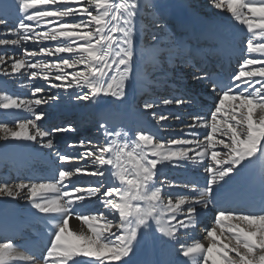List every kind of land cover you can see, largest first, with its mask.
Segmentation results:
<instances>
[{
    "label": "snow or ice",
    "instance_id": "6c2138e0",
    "mask_svg": "<svg viewBox=\"0 0 264 264\" xmlns=\"http://www.w3.org/2000/svg\"><path fill=\"white\" fill-rule=\"evenodd\" d=\"M211 4L247 35L238 66L227 78L193 75L215 95L209 111L191 115L184 126L188 131L168 140L143 130L129 138V132H118L102 120L103 143L81 140L68 145L79 149L76 155L57 153L61 165L84 161L83 166L61 167L49 180L0 183V197L27 200L48 226V243L39 257L5 240L0 242V264H132L131 257L153 232L172 243L185 258L182 264H264V200L253 211L229 204L223 195L257 161L264 168V0ZM145 8L142 0H12L0 5V26L9 23L13 9L16 13L15 27L8 29L14 38H0V46L20 49V54H0V66L10 62L11 67L0 74L41 79L48 88L86 89L77 96L80 100L111 97L123 102L141 59L137 25ZM151 40V48L161 52L159 38L152 35ZM29 41L56 43L24 47ZM41 56L57 59H35ZM45 92L33 87L31 98L0 93V109L30 114L11 124L0 122V141L38 143L53 150L55 134L75 131L41 125L42 106L59 99ZM161 103L180 107L192 101L175 96ZM156 107L155 102L143 104L162 127L164 121L181 119L157 114L152 111ZM185 162L203 166L204 187L184 184L194 196L165 193L160 168ZM78 176L98 179L80 185L73 180ZM207 211L214 213L212 224L203 229L207 243L182 242L181 236L196 228ZM73 219L82 225L79 230L70 226Z\"/></svg>",
    "mask_w": 264,
    "mask_h": 264
},
{
    "label": "bare ground",
    "instance_id": "6f19581e",
    "mask_svg": "<svg viewBox=\"0 0 264 264\" xmlns=\"http://www.w3.org/2000/svg\"><path fill=\"white\" fill-rule=\"evenodd\" d=\"M11 2L12 0H0V5ZM142 2L146 4V8L142 11L141 20L137 25L139 33L137 38L138 54L141 59L139 60L135 71L136 80L134 83L130 82L131 86L128 88L130 89L128 94L133 95L126 97L127 103L123 106L125 110L124 117L128 122L127 128L130 129L131 132L143 130L151 132L159 139L168 140L173 137L181 136L188 131L184 126L190 121L191 115L196 114V108L198 107L197 99L207 100L208 102H213L215 99V95L210 93V90L204 82L195 81L192 78L196 73L192 72L191 69H194V67L187 61L188 56L183 47L187 43V38L189 37L188 31L184 29L187 28L183 22L184 19L192 20L193 22H196L197 25L207 26V28L208 26L212 27L214 24H217L216 20L220 19L224 20L226 18L230 22L235 21L229 19L227 13L216 10L211 4V0H142ZM188 6H190L193 11L202 13L208 20L204 17H192V13ZM155 7H163L165 11H168V15L164 20L158 21L157 17H161V15H155V13L154 15H151L147 10L152 9V11H155L153 10ZM172 12L179 17L171 16ZM186 12L188 13L186 14ZM14 14L15 11L13 10V16L9 18V23L6 26H0V38H14V36L8 32V29L15 27ZM178 20L183 22L184 25ZM180 28H183L184 30H181ZM199 32L200 31L196 32V34L198 35ZM152 35H156L159 38L162 48L161 52H156L151 48V44L153 43L151 40ZM204 40L207 43L206 38ZM54 43L56 42H44L43 45H37L29 41L24 47L36 48L38 46H48ZM5 52L8 54L14 52L20 54V49L14 46H0V54H4ZM231 53H234L233 48H231ZM231 53H228V55H231ZM35 59L54 60L57 58L41 56L36 57ZM3 70L11 71L10 62L9 64L0 66V72ZM172 78H176L185 85H188V87L194 91L191 97L182 95V92L178 90L176 84L171 83L170 80ZM33 87L46 88L45 95L47 96H59L58 100L51 101L48 105L42 106V110L45 111V119L40 122L41 125L46 129H51L57 126L71 127L74 128L75 131L55 134L53 137L55 145L53 150H48L38 143L18 141H9L5 143L0 141V183H17L19 181L36 182L37 180L44 181L52 179L56 174V169L60 168L57 164L60 163L57 153L76 155L79 151V149L76 148H69V144H79L81 140H91L94 143L104 142V130L99 127L100 121H108L109 119L112 121L111 124L108 122L110 128L116 130L117 124V131L120 129L118 123L121 116H116L115 106H112L113 108H111L110 104L105 102V104L102 105V110L105 112V115H103L102 112H97L98 105L95 104L97 101L77 99L78 95H83L84 92L87 91L86 89L81 90L74 88L65 90L48 88L46 83L41 79L31 80L27 75L4 76L0 74V93L6 92L13 96L31 98V89ZM137 95H139V97L144 96V98L139 99ZM175 96L186 97L191 100L192 103L180 107L162 105V99ZM133 100L137 101L133 102ZM146 102H155L157 104V107L152 110L157 114L164 113L171 117L179 115L181 119L176 120L172 118L164 121L162 127L155 123L149 112L144 110L143 104ZM130 107L135 115H130ZM5 114L11 118L0 114V122L11 124V120L15 115L10 114L9 112H5ZM29 115L30 114L27 113L25 117H29ZM16 119L17 118H14L12 122ZM20 119H22V117ZM200 131L203 132L204 130ZM10 149L13 153L8 152ZM15 155L20 156L19 160H11ZM84 164V161H80L71 165H64V167L83 166ZM176 167H181L179 174L189 176L186 178V184L191 182L189 185L194 184L196 181L193 172H197V174L201 176H206L202 165H196L190 162H185L180 166L164 165L160 168L158 179L165 182L163 185L164 192H171L173 193V196H175V192L172 191L174 189L169 188L167 185L168 183L174 184L178 181V175L173 173L176 171ZM97 179L98 178L96 177L89 176H78L73 178V180L80 185L93 184ZM199 186L202 187L201 185ZM186 189L187 188L181 186L178 188V191L182 192ZM187 195L194 196L195 194L190 192ZM89 207L98 210L100 205L91 204ZM0 208H4L10 216V220L16 223V225L22 230L27 231L37 229L41 225L46 224L42 215L37 213L25 199L0 197ZM70 226L77 230L82 227V225L75 219L70 221ZM204 235L205 234L198 231L196 233L193 231V238H191V241L189 240L188 243H191L194 240H200L207 243L203 239ZM44 238L48 239V236H44ZM159 239H162L164 250L171 248L172 243L166 241V239L158 232L151 233L144 242H153L155 244ZM225 242H227V240H225ZM154 244L152 246L153 250L154 246H156ZM175 251L176 248L173 247L174 254H176Z\"/></svg>",
    "mask_w": 264,
    "mask_h": 264
},
{
    "label": "rangeland",
    "instance_id": "374dc122",
    "mask_svg": "<svg viewBox=\"0 0 264 264\" xmlns=\"http://www.w3.org/2000/svg\"><path fill=\"white\" fill-rule=\"evenodd\" d=\"M158 1H165V0H158ZM155 4V3H154ZM153 6V5H152ZM188 8H190V6H188ZM14 10V9H13ZM149 12H150V14L151 15H154V13H155V15H161V12H163L164 13V11H165V9L163 8V7H158V8H156L155 7V9H153V10H155V11H152V9H147ZM185 10V9H184ZM15 11V10H14ZM172 11H173V9H172ZM190 11H191V13H192V17H194V18H197V17H199V18H201V17H204L205 19H207L202 13H199V12H195V11H193L192 10V8H190ZM188 12H186V14H187ZM171 16H178L177 14H174V12H172L171 13ZM179 17V16H178ZM157 18H159V20H163L164 19V17H157ZM208 20V19H207ZM217 21V24H219V25H230V26H233L239 33H244V30L242 29V26H240L239 24H237L236 22H230V21H228L226 18L224 19V20H216ZM226 29H227V27H226ZM226 29H224V30H226ZM246 40V39H245ZM129 91H130V89H128V93H129ZM131 95H133V94H131ZM131 95H129V94H127V96H131ZM138 97H139V95H137ZM136 97V96H135ZM140 98H144V96H141V97H139V99ZM111 100H113V98H111V97H102L101 99H99L95 104L96 105H99V104H104L105 102H109V101H111ZM122 103H127L126 102V100L125 101H123ZM112 106H115V104H112ZM111 106V107H112ZM45 112V111H44ZM10 114H12V115H15V117L14 118H21L22 117V119L27 115V113L28 112H19V111H11V112H9ZM0 114L2 115V116H6V117H8V118H11L10 116H7L6 114H5V111L4 110H2V109H0ZM13 118V119H14ZM12 119V120H13ZM12 120H11V123H13L12 122ZM9 153H13V151L10 149L9 151H8ZM19 158H20V156H18V155H15V157L13 158V159H11V160H13V161H16V160H19ZM58 166V165H57ZM147 240V239H146ZM145 240V241H146ZM148 245H150L151 246V248H152V246H153V242H151V243H147ZM141 251V248H140V246L138 247V249L136 250V254H138L139 252ZM151 252H152V250H151Z\"/></svg>",
    "mask_w": 264,
    "mask_h": 264
}]
</instances>
